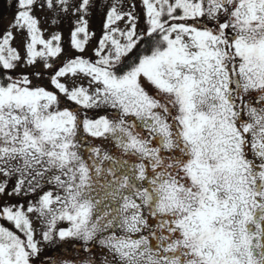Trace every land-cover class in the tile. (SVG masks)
<instances>
[{
    "label": "snow or ice",
    "instance_id": "obj_1",
    "mask_svg": "<svg viewBox=\"0 0 264 264\" xmlns=\"http://www.w3.org/2000/svg\"><path fill=\"white\" fill-rule=\"evenodd\" d=\"M0 264H264V0H0Z\"/></svg>",
    "mask_w": 264,
    "mask_h": 264
},
{
    "label": "rangeland",
    "instance_id": "obj_2",
    "mask_svg": "<svg viewBox=\"0 0 264 264\" xmlns=\"http://www.w3.org/2000/svg\"><path fill=\"white\" fill-rule=\"evenodd\" d=\"M99 21H97V25H98Z\"/></svg>",
    "mask_w": 264,
    "mask_h": 264
}]
</instances>
